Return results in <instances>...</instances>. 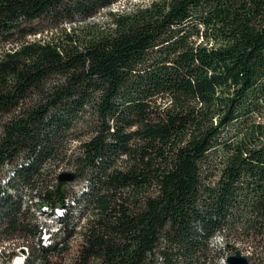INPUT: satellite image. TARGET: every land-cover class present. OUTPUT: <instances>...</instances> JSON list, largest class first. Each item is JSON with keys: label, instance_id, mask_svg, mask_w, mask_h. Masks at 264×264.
Returning a JSON list of instances; mask_svg holds the SVG:
<instances>
[{"label": "trees", "instance_id": "16d2710c", "mask_svg": "<svg viewBox=\"0 0 264 264\" xmlns=\"http://www.w3.org/2000/svg\"><path fill=\"white\" fill-rule=\"evenodd\" d=\"M117 1L0 0V241L22 240L24 264H61L75 238L70 264H216L220 232L264 264V0H149L83 37L63 26ZM44 20L61 37L32 38ZM58 169L82 182L78 212L47 246L22 193L64 205Z\"/></svg>", "mask_w": 264, "mask_h": 264}, {"label": "rangeland", "instance_id": "374dc122", "mask_svg": "<svg viewBox=\"0 0 264 264\" xmlns=\"http://www.w3.org/2000/svg\"><path fill=\"white\" fill-rule=\"evenodd\" d=\"M149 0H119L116 3L112 4L109 7L101 9L97 14L94 16L88 18V19H79L76 18L74 22L72 23H64L63 26L66 28H70L71 30H74L80 37H83L87 32L92 31V30H106L110 24V11H121V10H131L132 7L136 6L137 4H142L145 3ZM46 20L43 21V26L44 31L41 32V34H36L35 36H31L32 38H43V39H48V38H57L61 37L60 35V30H58L57 27H54L52 25L46 24ZM76 142H72V145H75ZM73 148V147H72ZM64 171L61 169L56 170V172H61ZM67 171V170H65ZM75 182V180H73ZM73 181L66 182L63 184L64 192L67 191L69 188H67ZM75 185V184H74ZM78 186L74 187V189L71 190L74 191ZM78 239L75 238L71 240L72 242V247L70 250L67 251V253L64 255V257L61 259V264H70L72 261L73 257L77 253V248H78ZM5 240L0 241V246L4 243ZM2 242V243H1ZM239 249L242 251L244 255L249 254V250L246 249V247L242 244H239ZM248 257V256H247Z\"/></svg>", "mask_w": 264, "mask_h": 264}, {"label": "bare ground", "instance_id": "6f19581e", "mask_svg": "<svg viewBox=\"0 0 264 264\" xmlns=\"http://www.w3.org/2000/svg\"><path fill=\"white\" fill-rule=\"evenodd\" d=\"M9 174L12 175V172H10ZM8 175L2 179L1 181L2 183H5V181L9 178ZM83 185H85V182H83ZM79 186L67 196L66 200L64 201V205L62 206L57 205L55 207L54 206L50 207L49 205L44 204V203L41 204L40 198L36 194V192L33 191L29 193V191L27 192L23 191L22 193L23 206L24 205L28 206L31 212L34 213L36 219H38L39 227H38L37 236L44 245L48 246L54 242L56 232L62 227V220L60 218L63 216L66 206H69V205L74 206L73 207L74 215H76V213L78 212L77 211L78 206L75 204V199L73 198L72 194H74L73 192L77 193V191L79 190ZM217 233L222 234L220 232H217ZM6 241L7 240H5L4 243H6ZM3 244L0 246V253L2 250ZM28 253H29L28 247H26L25 248V258L23 259H16L9 255H0L1 257L0 264H24L27 259Z\"/></svg>", "mask_w": 264, "mask_h": 264}, {"label": "built area", "instance_id": "2783aa9c", "mask_svg": "<svg viewBox=\"0 0 264 264\" xmlns=\"http://www.w3.org/2000/svg\"><path fill=\"white\" fill-rule=\"evenodd\" d=\"M63 170V169H61ZM58 173V172H57ZM82 183V182H81ZM81 183H77V181H73L69 185L67 188H69L67 190V192H71V190L76 187L79 186V184ZM75 184V185H74ZM68 193L66 195V197L64 198V200H66ZM86 214V213H85ZM217 232L215 234H213L210 239H209V243H210V247L217 251L219 254L215 259L216 264H227V257L230 253V251H228L226 249V244H225V236H224V240L223 242H218L215 239H213L214 235H216ZM28 247L25 243L22 242V240L16 239V238H11V240H7L6 243L3 244L2 246V250L0 255H9L13 258L16 259H23L25 258V248ZM24 249V252H21L20 249Z\"/></svg>", "mask_w": 264, "mask_h": 264}, {"label": "water", "instance_id": "95a60500", "mask_svg": "<svg viewBox=\"0 0 264 264\" xmlns=\"http://www.w3.org/2000/svg\"><path fill=\"white\" fill-rule=\"evenodd\" d=\"M76 173L73 171H61L57 175V184L55 187V192L57 194L63 193L64 188L63 184L75 180ZM21 252H24V249H20ZM227 264H249V259L242 251L237 248L233 253L229 254L227 257Z\"/></svg>", "mask_w": 264, "mask_h": 264}, {"label": "clouds", "instance_id": "9594fccd", "mask_svg": "<svg viewBox=\"0 0 264 264\" xmlns=\"http://www.w3.org/2000/svg\"><path fill=\"white\" fill-rule=\"evenodd\" d=\"M213 239L222 243L224 240V236L222 234L217 233L216 235H214Z\"/></svg>", "mask_w": 264, "mask_h": 264}]
</instances>
